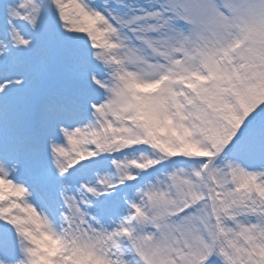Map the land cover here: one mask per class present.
<instances>
[{
    "label": "snow or ice",
    "instance_id": "obj_1",
    "mask_svg": "<svg viewBox=\"0 0 264 264\" xmlns=\"http://www.w3.org/2000/svg\"><path fill=\"white\" fill-rule=\"evenodd\" d=\"M0 264H264V0H0Z\"/></svg>",
    "mask_w": 264,
    "mask_h": 264
}]
</instances>
